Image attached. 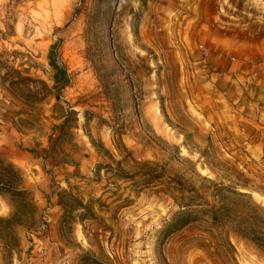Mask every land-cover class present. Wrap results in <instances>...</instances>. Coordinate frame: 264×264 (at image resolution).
<instances>
[{"label": "rangeland", "instance_id": "obj_1", "mask_svg": "<svg viewBox=\"0 0 264 264\" xmlns=\"http://www.w3.org/2000/svg\"><path fill=\"white\" fill-rule=\"evenodd\" d=\"M210 44L264 82V0H0V264H264V147Z\"/></svg>", "mask_w": 264, "mask_h": 264}, {"label": "crops", "instance_id": "obj_2", "mask_svg": "<svg viewBox=\"0 0 264 264\" xmlns=\"http://www.w3.org/2000/svg\"><path fill=\"white\" fill-rule=\"evenodd\" d=\"M210 46L219 52L215 54L213 62L215 68L227 65V55L237 56L229 64L231 66L229 70L237 71L236 77L230 84L224 82L228 85L225 86L224 94L232 101L231 105L237 103L232 108V113L244 119V128L252 132L255 130L249 141L258 147H264V82L259 78L251 79L252 75L247 76L253 70L249 69L247 61L258 53L255 44H210ZM238 80L241 84L237 82ZM50 208L55 211L58 205L54 204Z\"/></svg>", "mask_w": 264, "mask_h": 264}, {"label": "built area", "instance_id": "obj_3", "mask_svg": "<svg viewBox=\"0 0 264 264\" xmlns=\"http://www.w3.org/2000/svg\"><path fill=\"white\" fill-rule=\"evenodd\" d=\"M51 222H52V217L47 210L43 213L42 229L45 231L46 228L49 226V224H51ZM46 244H47V238H45V237L40 239L38 241V244H37V255L39 256V258L41 259L42 262L44 261V259L47 256ZM42 264H45V263H42ZM60 264H66V262L62 261Z\"/></svg>", "mask_w": 264, "mask_h": 264}, {"label": "trees", "instance_id": "obj_4", "mask_svg": "<svg viewBox=\"0 0 264 264\" xmlns=\"http://www.w3.org/2000/svg\"><path fill=\"white\" fill-rule=\"evenodd\" d=\"M107 36H108V34H106V36L103 38V40H106ZM97 50H99V48ZM115 66L116 65H113V67H115ZM112 84L115 85L116 81H113ZM126 86L127 85H123V89L124 90L126 89ZM14 169H15V167H14L13 164H10V163L5 164V162L0 159V190H3V189L7 190L8 189L9 191H13V188H11V185H10V183H11L10 182L11 181L10 178L8 176H6V175H3L2 173L4 171H7V170H12L13 171ZM17 192L21 193L20 190L17 191Z\"/></svg>", "mask_w": 264, "mask_h": 264}]
</instances>
